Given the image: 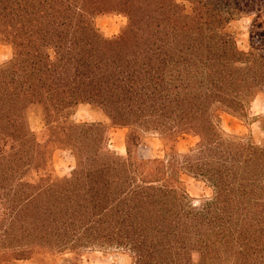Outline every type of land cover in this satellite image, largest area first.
<instances>
[{
	"label": "trees",
	"instance_id": "obj_1",
	"mask_svg": "<svg viewBox=\"0 0 264 264\" xmlns=\"http://www.w3.org/2000/svg\"><path fill=\"white\" fill-rule=\"evenodd\" d=\"M105 14L126 18L111 37ZM247 16L243 50L232 24ZM0 43L1 258L264 264V140L221 126L264 93V0H0ZM80 105L105 121L76 122ZM110 127L126 128L124 155ZM150 135L162 156L137 158ZM181 175L211 197L194 206Z\"/></svg>",
	"mask_w": 264,
	"mask_h": 264
},
{
	"label": "rangeland",
	"instance_id": "obj_2",
	"mask_svg": "<svg viewBox=\"0 0 264 264\" xmlns=\"http://www.w3.org/2000/svg\"><path fill=\"white\" fill-rule=\"evenodd\" d=\"M252 16L242 17L235 21L234 29L239 32L237 46L246 50L249 46L248 29ZM126 18L121 14H105L95 19V23L101 33L106 37L116 35L125 24ZM11 57V47L0 43V64ZM72 119L76 122L82 121H105L104 116L96 109L87 105H80L72 114ZM222 129L227 133L250 134L253 139L260 143L264 140V93H259L247 108L246 117H236L223 113L221 115ZM126 128L110 127L108 130V145L110 149L119 154H125L124 137ZM197 141L196 137L185 136L178 140L177 149L179 152H185ZM135 156L139 159L153 158L162 156V147L156 135L146 137L144 144L140 145ZM54 172L58 176L67 175L74 166V159L68 151H55L53 155ZM184 181L186 191L194 206H198L202 201L212 195L211 188L203 181L197 180L191 176L181 175ZM104 256L100 251H87L82 258L81 264H111V256ZM70 256V253L53 257L54 264H64V257ZM45 260L40 256H34L33 259L25 260H5L0 257V264H44Z\"/></svg>",
	"mask_w": 264,
	"mask_h": 264
}]
</instances>
